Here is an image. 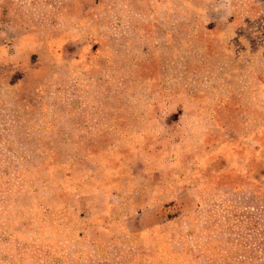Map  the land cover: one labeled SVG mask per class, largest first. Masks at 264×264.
Listing matches in <instances>:
<instances>
[{
	"label": "rangeland",
	"instance_id": "rangeland-1",
	"mask_svg": "<svg viewBox=\"0 0 264 264\" xmlns=\"http://www.w3.org/2000/svg\"><path fill=\"white\" fill-rule=\"evenodd\" d=\"M262 209L264 0H0V264H264Z\"/></svg>",
	"mask_w": 264,
	"mask_h": 264
},
{
	"label": "trees",
	"instance_id": "trees-1",
	"mask_svg": "<svg viewBox=\"0 0 264 264\" xmlns=\"http://www.w3.org/2000/svg\"><path fill=\"white\" fill-rule=\"evenodd\" d=\"M260 214L264 215V209L261 210ZM259 225V237L261 238V241L258 243V246L264 245V222H259Z\"/></svg>",
	"mask_w": 264,
	"mask_h": 264
}]
</instances>
